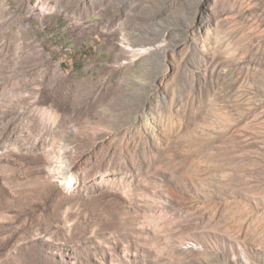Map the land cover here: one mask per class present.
I'll use <instances>...</instances> for the list:
<instances>
[{
  "label": "rangeland",
  "instance_id": "1",
  "mask_svg": "<svg viewBox=\"0 0 264 264\" xmlns=\"http://www.w3.org/2000/svg\"><path fill=\"white\" fill-rule=\"evenodd\" d=\"M0 264H264V0H0Z\"/></svg>",
  "mask_w": 264,
  "mask_h": 264
},
{
  "label": "bare ground",
  "instance_id": "2",
  "mask_svg": "<svg viewBox=\"0 0 264 264\" xmlns=\"http://www.w3.org/2000/svg\"><path fill=\"white\" fill-rule=\"evenodd\" d=\"M180 41H181V38H180ZM73 184V181H70L67 183V185L70 187L71 185Z\"/></svg>",
  "mask_w": 264,
  "mask_h": 264
}]
</instances>
